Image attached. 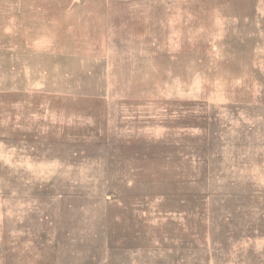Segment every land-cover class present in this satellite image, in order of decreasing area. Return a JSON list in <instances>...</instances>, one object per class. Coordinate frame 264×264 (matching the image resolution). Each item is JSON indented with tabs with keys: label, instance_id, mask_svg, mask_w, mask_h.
I'll return each mask as SVG.
<instances>
[{
	"label": "rangeland",
	"instance_id": "obj_1",
	"mask_svg": "<svg viewBox=\"0 0 264 264\" xmlns=\"http://www.w3.org/2000/svg\"><path fill=\"white\" fill-rule=\"evenodd\" d=\"M71 4L0 0V264H264V0Z\"/></svg>",
	"mask_w": 264,
	"mask_h": 264
},
{
	"label": "crops",
	"instance_id": "obj_2",
	"mask_svg": "<svg viewBox=\"0 0 264 264\" xmlns=\"http://www.w3.org/2000/svg\"><path fill=\"white\" fill-rule=\"evenodd\" d=\"M104 1L109 2V0H104ZM141 1H148L149 3H151L156 0H141ZM88 2L89 0H72V4H71L72 9H74L76 12L79 10V18H81V22H84V23H88L87 21H89V18L92 16L91 12L88 9V5H87ZM101 10H102V15H101V18L98 19L99 22L100 21H102V23L108 22L110 21V19L113 18L111 15H109L107 8L103 6V9ZM144 16H149V15L145 14L144 10L142 9L139 10V16L137 18L138 22H140Z\"/></svg>",
	"mask_w": 264,
	"mask_h": 264
}]
</instances>
